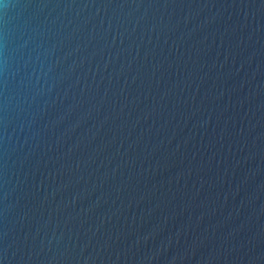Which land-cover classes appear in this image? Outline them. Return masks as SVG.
I'll return each mask as SVG.
<instances>
[{
    "label": "water",
    "instance_id": "water-1",
    "mask_svg": "<svg viewBox=\"0 0 264 264\" xmlns=\"http://www.w3.org/2000/svg\"><path fill=\"white\" fill-rule=\"evenodd\" d=\"M0 264H264V0H0Z\"/></svg>",
    "mask_w": 264,
    "mask_h": 264
}]
</instances>
